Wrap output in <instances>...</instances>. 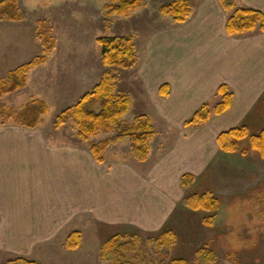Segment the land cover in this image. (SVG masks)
<instances>
[{"label": "crops", "instance_id": "obj_1", "mask_svg": "<svg viewBox=\"0 0 264 264\" xmlns=\"http://www.w3.org/2000/svg\"><path fill=\"white\" fill-rule=\"evenodd\" d=\"M238 3L264 12V0ZM225 20L218 0H201L185 22L151 33L136 50L133 80L151 96L169 134L178 128L172 143L168 138L155 152L153 138L145 161L109 146L98 162L88 141L63 140L42 124L0 122V252L40 264H92L102 241L116 233L169 229L180 236V215L191 210L183 205L181 175L205 172L220 151L221 132L252 128L264 95V33L231 36ZM221 84L233 94L229 108L199 127H184L203 103L220 100ZM73 231L81 241L67 249Z\"/></svg>", "mask_w": 264, "mask_h": 264}, {"label": "rangeland", "instance_id": "obj_2", "mask_svg": "<svg viewBox=\"0 0 264 264\" xmlns=\"http://www.w3.org/2000/svg\"><path fill=\"white\" fill-rule=\"evenodd\" d=\"M169 1L173 0H142L141 6L125 15H117L108 12V0H16L24 18L0 20V78L5 79L10 70L42 54L43 47L37 37L39 21L50 24L49 34L54 38V48L43 64L28 73L26 85L1 95L0 102L19 107L31 99L44 100L47 112L40 124L50 127L51 131L56 130L54 135L63 140L80 143L76 129L69 121L58 129L54 128L53 122L61 110L90 91L105 71L96 38L130 35L136 50H141L151 33L177 24L159 13L160 5ZM188 1L193 11L201 0ZM236 6L241 5L238 3ZM130 69L118 68L116 72L115 91L126 93L131 101L123 119L131 121L138 114L149 115L155 130L152 141L155 152L157 145H163L169 139L172 143L178 128L169 134L156 112L154 101L150 95L143 93L140 82L133 80ZM208 104L213 105V102ZM253 113L260 114L256 123L251 124V129L257 131L264 127V114L260 109ZM253 113L251 117H254ZM114 133V130L100 133L88 142H98ZM109 146L117 155L131 152L127 139ZM205 169L196 176L193 185L182 188V191L186 194L189 190H211L220 198L221 207L213 223L209 217L214 211L189 210L187 214L180 215L178 225L182 229L177 231L180 236L170 247L165 245L161 249L150 240L154 235L129 231L126 234L131 238L140 237L135 249L128 251L130 255L138 254L148 264H168L176 256L186 257L192 264H198L195 251L200 248L214 253V264H264V158L250 149L245 153L220 150ZM205 218L207 221L203 220ZM15 258L0 252V264H9ZM97 259L92 264H114L115 261L111 255L101 257L100 249Z\"/></svg>", "mask_w": 264, "mask_h": 264}, {"label": "trees", "instance_id": "obj_3", "mask_svg": "<svg viewBox=\"0 0 264 264\" xmlns=\"http://www.w3.org/2000/svg\"><path fill=\"white\" fill-rule=\"evenodd\" d=\"M109 13L125 15L129 11L142 5V0H108ZM221 8L228 13L225 20V31L231 36H240L253 32L264 33V12L259 9L245 6H236V0H218ZM159 13L170 17L175 23H183L191 14V5L188 0H173L164 2L159 7ZM24 18L16 0L0 1V20H22ZM40 31L37 37L41 41L43 52L31 60L18 65L10 70L6 78H0V96L24 87L27 83L28 73L35 67L46 61L47 54L54 48V38L49 34L50 24L47 21H39ZM101 50V61L106 68L100 80L92 89L84 93L73 105L61 110L54 119V128H59L68 121L75 127L76 134L81 141H88L91 137L100 133L115 131L114 135L91 142L89 150L94 159L103 162V154L107 147L117 141H129L132 156L138 161H145L150 152V142L155 130L147 114H138L131 121L123 119V115L129 110L130 98L126 93L115 91V81L118 68L130 69L137 63L138 56L133 38L130 35L99 36L96 38ZM167 84L160 87V93L166 95ZM220 100L210 107L203 103L190 118L183 122L184 127H199L205 124L212 114H220L226 111L232 101L233 94L226 84H221L216 90ZM259 109L264 113V95L262 96ZM47 112V105L42 99H31L19 107H10L0 102V122L12 123L25 127H36L42 121V116ZM248 143L247 145L245 144ZM219 149L225 152L255 151L264 158V127L253 131L246 124H242L221 132L217 137ZM196 176L191 172H184L180 177L182 188L193 185ZM221 200L211 190L197 192L189 190L184 198L183 205L191 210L214 211L209 217L213 223L216 212L221 207ZM207 221V219H203ZM136 235L132 238L126 233H116L104 239L100 246V255H111L115 258L114 264H148L140 259L138 254L130 255L128 251L135 249V243L139 240ZM173 230H164L150 237L157 248L171 246L176 239ZM81 235L73 231L66 239L65 247L75 249L79 246ZM202 253L201 257L200 254ZM207 252V253H205ZM195 256L198 264H214L215 255L212 251L197 249ZM9 264H40L34 260L22 257L9 261ZM168 264H192L183 256H176L169 260Z\"/></svg>", "mask_w": 264, "mask_h": 264}]
</instances>
